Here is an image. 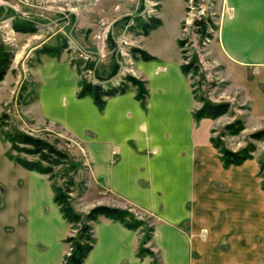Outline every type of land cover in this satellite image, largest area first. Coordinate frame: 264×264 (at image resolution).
Listing matches in <instances>:
<instances>
[{"label": "crops", "instance_id": "1", "mask_svg": "<svg viewBox=\"0 0 264 264\" xmlns=\"http://www.w3.org/2000/svg\"><path fill=\"white\" fill-rule=\"evenodd\" d=\"M162 27L161 21L136 39L155 57L130 66L147 91L143 101L129 85L98 107L78 95L80 75L62 55H40L29 72L37 95L25 116L67 137L86 169L75 211L130 206L147 217L149 238L142 240V226L99 216L90 224L93 243L83 264H264L257 165L248 159L224 166L210 142L213 122L193 118L195 99L178 44L177 53L164 49ZM175 37L177 43L179 29ZM148 39L158 51L146 47ZM219 39L239 62L264 61V0H225ZM1 159L17 177L11 188L0 178V264H62L71 225L53 200L49 176L16 164L6 152ZM90 185L95 193L86 201ZM142 247L153 254L140 256Z\"/></svg>", "mask_w": 264, "mask_h": 264}, {"label": "rangeland", "instance_id": "2", "mask_svg": "<svg viewBox=\"0 0 264 264\" xmlns=\"http://www.w3.org/2000/svg\"><path fill=\"white\" fill-rule=\"evenodd\" d=\"M224 6L225 0H0V48L12 53L9 68L0 81V131L8 134L12 128H17L45 139L65 152L67 160L42 164L51 170V184L68 188L71 204L74 200L80 201L85 190L86 169L74 155L75 147L56 130L37 127L24 113V107L37 95V83L29 75L38 61L36 58L43 55L37 51L44 44L66 42L67 48L61 55L72 63L80 78H84L86 69H91L95 76H105L115 62L121 73L134 76L130 66L136 55L131 49L139 48L138 31L132 18L128 21L122 18L153 15L161 18L166 51L177 53L178 40H186L183 48L178 45L179 55L181 64L194 57L198 66L197 71L192 70L186 75L196 97L228 106L225 113L206 120L213 122L211 137L219 139L233 152L246 149L257 165L261 185L264 182V168L261 169L264 166V136L255 139L253 135L264 130V61L240 59L239 62L220 45L219 28ZM199 16L212 20L214 28L208 30L211 37L202 39L196 32L193 21ZM13 22L32 27L34 32H16L12 28ZM109 34L114 40L113 47L107 42ZM241 34L245 36L249 32L242 31ZM145 44L151 51H158L155 39H148ZM88 63L92 68H85ZM117 77L121 74L114 76ZM200 106L201 103L195 100L193 110ZM4 114L6 119L2 118ZM0 138V178L11 188L17 175L8 168L1 155L9 150L14 156L27 160L38 157L10 150V143ZM94 193L95 189L90 185L85 200H91ZM121 209L128 212L127 222L143 224L142 240H147L149 229L142 219L147 217L130 206ZM79 226L71 228L69 236L77 235Z\"/></svg>", "mask_w": 264, "mask_h": 264}, {"label": "trees", "instance_id": "3", "mask_svg": "<svg viewBox=\"0 0 264 264\" xmlns=\"http://www.w3.org/2000/svg\"><path fill=\"white\" fill-rule=\"evenodd\" d=\"M186 1V0H185ZM133 19L135 23V29L141 35H148L150 31L156 29L161 25V20L159 17L148 15L142 18L139 15L134 17L124 16L123 20L128 21ZM193 25L196 28V32L200 35L202 39L211 37V34L208 33L209 28H214V24L209 17L199 16L193 21ZM12 28L16 32L28 33L34 32L32 27L25 26L18 22L12 23ZM108 44L109 47L114 46V40L111 34L108 35ZM186 40L179 39L178 45L180 48H183ZM67 48L66 42H60L56 45H42L37 51L39 54H46L51 57L59 58L64 49ZM132 53L136 55V59L143 61L154 60L155 57L150 55L148 52L141 48H132ZM184 50H182L183 52ZM12 53L6 52L0 48V81L4 78L9 65L11 63ZM72 64V63H71ZM85 68H92V64H85ZM181 70L183 74L187 75L190 71L198 70V66L195 62L194 57L191 58L190 62L181 64ZM119 71V64L117 62L113 63L110 66L108 74L105 76H96L98 82H91L85 78H80L79 81V96H90L94 103L98 107H102L104 104V98L113 96L116 94L124 93L129 85H133L136 88V97L143 101L147 91L145 89L144 83L135 78L132 75H125L122 78V81L118 85H113L110 82V79L113 78ZM194 99L201 103L200 108L193 111V118L199 120L201 118H210L214 119L219 115L227 111V104H213L208 102L203 97L197 98L195 92L193 91ZM6 115H3V119H6ZM239 124V123H238ZM0 136L3 140H7L10 143V150H15L18 153H23L26 155L37 156L38 159L27 160L20 156H14L8 151H6V156L15 162L16 164L21 165L22 167L37 171L39 173L47 174L50 178V169L47 166H44L42 162L48 164H58L60 161L67 160L68 155L57 149L52 143L48 142L45 139L40 137L33 136L26 132H23L17 128H12L8 134H3L0 131ZM264 136V130L254 134L255 139H261ZM212 145L218 150L220 158L224 166L229 165H240L245 160L251 159L250 153L243 149L242 151L233 152L230 149L226 148L217 138H210ZM264 166H261L263 170ZM53 190V200L58 205L59 211L62 217L71 225V228H75L78 224L80 225L77 228V235L68 236L65 238V242L71 247L70 252L65 255L62 264H83V261L91 249L93 238L91 235V222L95 221L99 216L118 221L122 223L125 227L135 229L143 224L139 225L133 224L132 222H127L126 217L128 212L117 207H112L108 205H96L92 207L87 213H79L75 211L71 204L70 196L68 195V188L57 186L54 183L51 184ZM261 188L264 190V182L261 184ZM140 256L151 255V252L146 248H141L139 251Z\"/></svg>", "mask_w": 264, "mask_h": 264}, {"label": "built area", "instance_id": "4", "mask_svg": "<svg viewBox=\"0 0 264 264\" xmlns=\"http://www.w3.org/2000/svg\"><path fill=\"white\" fill-rule=\"evenodd\" d=\"M104 41V40H103ZM100 51H101V49H100ZM119 74H121V77H117V78H111L110 79V82L113 84V85H118L119 84V82H121L122 81V78L125 76V74L122 72H120V71H118L117 72V75H119ZM83 76H84V78H86L87 80H89V81H91V82H98V79H97V77L93 74V72H92V70L91 69H86L85 71H84V74H83ZM116 76V75H115ZM70 250H71V247L69 246V252H70ZM68 252V253H69ZM67 253V254H68Z\"/></svg>", "mask_w": 264, "mask_h": 264}]
</instances>
